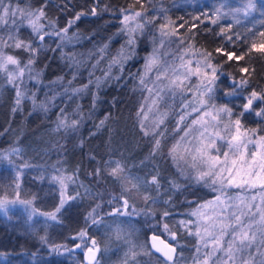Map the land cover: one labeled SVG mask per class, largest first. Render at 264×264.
<instances>
[{
    "label": "trees",
    "instance_id": "1",
    "mask_svg": "<svg viewBox=\"0 0 264 264\" xmlns=\"http://www.w3.org/2000/svg\"><path fill=\"white\" fill-rule=\"evenodd\" d=\"M190 1L195 0H47V15L58 28L65 27L78 13L84 15L74 21L69 31L70 36L75 34L71 43L65 42L57 48L58 38L47 37L44 49L31 65L33 78L26 86L19 84L24 94L19 106L16 105L17 87L0 72V154L4 155L0 159V182L5 198L17 202L32 200L31 207H35L37 213L54 211L59 204L60 190L52 180L55 175L72 177L74 182L67 184V195L78 194V197L58 214L67 224L63 229L66 230L64 239L57 241H50V234L46 233L56 222L38 214L30 218L31 207L29 210L19 202L10 205L6 216L0 220V264H84L82 252L75 263L61 258L57 252L76 245L78 233L86 224L90 228L89 235L102 243L100 224L92 226L85 220L97 204L101 206L97 211L104 222L120 218L104 215L117 206L113 197L121 195L120 182L107 171L95 174L109 160L121 161L125 174L140 184L139 193L133 191L127 195L132 201L131 195L137 194L143 204L135 215L122 218L143 228L142 238L157 264H163L164 260L150 250L148 236L152 233L178 248L175 264L194 261L198 237L190 224L191 214L199 205L214 200L221 193L204 181L197 182L195 177L184 175L167 153L183 135L185 125L191 124L200 113L191 111V107H181L183 98L191 99L193 92L182 98L175 94L172 97L175 105L167 106V118L159 129L165 131L164 155H149L153 138L144 135L141 118L137 115L148 97L140 79L146 57L161 39L160 25H164L165 32L174 33V40L182 41L196 55L212 54L211 62L219 66L213 102L226 105L238 114L249 91L264 89V52L259 50L264 48L261 36L264 0H251L252 7L249 0H242L248 6V16L238 22L218 12L220 4L227 0H201L195 6H191ZM11 3L12 7L20 9L45 6V0H11ZM93 8L95 15L91 14ZM122 9L145 12V19L152 21L143 34L136 33L132 46H127L128 33L121 31L125 14ZM162 9L165 11L161 12ZM15 19L19 21L20 15ZM10 26L11 19L0 25V36L6 39ZM19 36L27 42L32 39L31 30L23 26ZM253 43L255 48L250 47ZM122 46L131 58L123 65L112 64ZM4 52L21 64L27 63L29 54L23 49L5 47ZM241 67L247 71H239ZM105 73L109 74L107 78ZM97 78H101L99 88L95 86ZM241 78L250 79L251 84L238 87L235 95H225L232 91L231 80L238 82ZM144 79L150 88V78L145 76ZM90 80L93 83H89ZM84 85L88 87L83 88ZM77 88L82 90L74 92ZM189 103L197 105L192 100ZM260 106L264 105L257 104V109ZM61 109L69 120L82 117L75 130L57 129ZM184 112L191 114L177 132V121ZM242 124L264 135V120L253 112L245 113ZM153 175L159 178L158 188L145 183ZM144 196L150 199L145 202ZM76 209L79 222L73 218L63 219L70 210ZM43 221L48 224L47 230L42 229ZM164 224L175 233V238L167 235ZM79 243L84 245L81 240ZM51 250L56 253H50Z\"/></svg>",
    "mask_w": 264,
    "mask_h": 264
},
{
    "label": "snow or ice",
    "instance_id": "2",
    "mask_svg": "<svg viewBox=\"0 0 264 264\" xmlns=\"http://www.w3.org/2000/svg\"><path fill=\"white\" fill-rule=\"evenodd\" d=\"M139 2V0H137ZM47 0H45V6L39 8L26 7L20 9L19 7H12L11 0H0V25H3L8 19H11V26L8 28L7 38L0 36V72L6 74L8 82L17 87V99L16 105L19 106L23 93L19 89V84L23 83V77L25 73H28V78L32 79L31 65L34 63L36 55L42 51L46 44V37L51 38L55 36L58 38L57 48L64 45L65 42L71 43L74 35L70 36L69 31L74 21L79 20L84 13H78L73 20L68 21V24L63 28H58L55 21L49 19L46 11ZM251 0H249V7H252ZM142 7V6H141ZM125 13L122 21L121 31H126L129 35L127 46H132L135 43L136 33L143 34L145 27L152 23L151 20L145 19L146 13L142 11H136L134 9H122ZM165 10H161L163 12ZM17 14L21 19L18 21L15 19ZM91 14H96V9H91ZM238 22V21H237ZM23 26H27L32 33V39L25 42L19 36V29ZM164 25H160L161 31V44L164 43L163 37L173 35L174 33L165 32ZM264 37V33H261ZM229 39L231 37L229 36ZM5 47H11L16 49H23L28 52L27 63L21 64L20 60L13 55H9L4 52ZM122 46L121 51L116 58H113L112 64H121L130 59L131 56L124 52ZM255 48L256 44L253 43L250 46ZM107 48V45H105ZM51 50V49H49ZM223 49H217L216 51H222ZM264 52V48L259 49ZM103 51V49H101ZM203 59L196 61L195 67H189L192 62L189 60L187 65L183 63V56L180 59L182 61L181 67L185 68L182 74H177L175 67H171L173 77L168 78V82L157 88V95L151 100L152 105L158 104L163 100V96L159 95L164 89H168L170 94H175L177 90L183 92L188 87L184 81L188 80L192 76L198 78V83L195 85V90L200 97L197 101V105L183 104L182 108L191 107V111L198 112L200 115L198 118L193 119L191 124L185 125L183 135L176 141L169 149L168 155L174 160L181 159L188 162L190 157V167L196 170L195 179L197 182L204 181L208 186L212 187L214 191H218L221 194L216 196L215 201H208L204 205L200 206V209L192 213L193 216H197L203 221V235H201L200 227L196 229V235L201 237L204 248L208 249L211 245V249L200 254V248H197V256L194 257V264H252L254 257L250 249L254 243H258L261 247H264V135L259 136L258 139L254 138L256 129H247L242 124V117L247 112H253L256 117L264 120V106H260L258 109L257 104L264 105V89L251 90L246 96L245 102L241 105V111L238 114H234L233 110L229 107L217 105L214 103V92L216 81L219 79L218 69L219 66L213 65L211 62V53L201 54ZM228 55V53H225ZM238 58V57H237ZM99 62V61H98ZM159 56L157 50L153 49V54L146 57L144 65V74L141 76L140 84L151 94L153 89L147 88L144 77L157 69L154 84L161 81V77H167L169 68H165L162 72L159 71ZM9 65L15 66L9 68ZM111 67V65H109ZM205 69H211V75ZM239 71L244 72L247 69L241 67ZM109 76L105 73V78ZM120 77H116L119 79ZM19 82V83H18ZM93 83V81H89ZM101 78H97L95 86L100 87ZM251 84L250 79L241 78L238 82L235 80L232 82V91L225 93V95L237 94V88H243ZM87 88L88 85L82 86ZM82 89H74V92H80ZM206 97V98H205ZM41 107H44L41 105ZM45 110H47L45 108ZM148 111L151 112L152 108L149 107ZM190 112H184L179 116L177 121V128L175 131H181L179 125L186 120V117L190 115ZM140 117V127L145 136H152L153 144L149 155H164L163 138L165 131L159 130L160 126L165 123L167 118V112L159 114L157 119H154L149 130L144 121L148 117L144 114V109L141 107L137 113ZM208 117L209 119H205ZM226 118V119H225ZM82 119V117H81ZM81 119L69 120L68 115L65 114L64 109H61L58 116L57 129H72L75 130ZM104 121H101L103 124ZM199 125V127H196ZM209 129H212L210 131ZM159 130V131H158ZM189 136L193 137L192 141H188ZM187 141V144L183 148V155L178 154V148L182 142ZM249 145H254L253 149H249ZM260 149V151H257ZM4 158L3 154H0V159ZM11 163V161H9ZM114 165V166H113ZM107 171L108 175L121 184V195L113 197L116 201V207L105 212L104 215L108 217H122L132 216L136 214L135 205L129 202V193L135 191L139 193L140 184L133 182L126 174L125 166L119 160H109L104 164V168H98L96 175L101 172ZM52 180L59 184L61 198L59 204L51 212H39L35 207H31L32 200L21 199L18 202L31 207L29 217L33 215L45 216L48 220L57 221L58 214L61 213L67 205L76 200V196L67 195L65 199V189L68 183L74 182L73 178L64 175H55ZM138 180V178H137ZM146 184H153L157 188L159 185V178L157 175H153L150 181H145ZM257 183L262 190L260 195L262 197L260 205L247 201L242 196L232 197L226 192L228 188L243 189L245 187L255 188ZM17 187H19L17 185ZM226 197V199H222ZM144 200H149V196H144ZM256 197L251 198L255 201ZM239 201L236 203L235 201ZM16 201H8L7 199H0V208H4L8 203H15ZM154 202V201H153ZM109 204H112V200H109ZM101 206L97 204L96 208H93L91 212L85 217L86 222L90 221L92 226L103 224V217L97 211ZM211 208V214L206 213L203 209ZM219 209V210H217ZM167 215V212L164 213ZM257 216L259 220L257 221ZM183 223V222H182ZM218 230V231H217ZM90 228L87 226L78 233V238L83 242L86 251L89 254V264H99L96 253L100 251L98 242L91 235H89ZM115 234L117 239L124 237L123 229L119 224L115 227ZM259 234V240L257 241V235ZM173 238H175L173 236ZM157 237H153V240ZM131 243V242H130ZM163 244V242L161 241ZM81 243H77L76 247L80 248ZM134 247V246H133ZM155 247L156 251L164 257L163 264H175L174 253L175 248L169 245L163 247ZM216 253H220L216 255ZM134 254V253H133ZM261 257H264V253H260ZM259 264H264V258L259 261Z\"/></svg>",
    "mask_w": 264,
    "mask_h": 264
},
{
    "label": "rangeland",
    "instance_id": "3",
    "mask_svg": "<svg viewBox=\"0 0 264 264\" xmlns=\"http://www.w3.org/2000/svg\"><path fill=\"white\" fill-rule=\"evenodd\" d=\"M191 6H195L197 3L201 2V0H195V1H190ZM240 2V3H238ZM246 1L242 0H227L223 3L220 4L219 10L221 16H226V18H230L233 21H240L243 18L248 16V6L245 5ZM242 5H245L242 7ZM169 32V31H168ZM47 40V37H46ZM161 39L159 40L157 46L155 49L157 50V55L159 56V71H163L165 68H169V72L167 77H161V81L156 82L155 84L153 83L155 81V77L157 74V69H154L152 72L148 73V77L150 78V88L153 89V93L148 92V97L147 100L145 101L144 104V114L148 117L147 120H145L146 126H148L149 129H151V125L154 119H157L159 117V114L167 112L169 110V106H172V97L176 94L179 95L181 98L183 95L189 94L193 92V97L191 99H184L182 102L184 104H187L189 100H192L194 103H197L198 99L200 98L198 96L197 91L195 90V85L198 83V78L196 76L190 77L188 80H185L184 83L188 87H186L183 92L177 90L176 93L170 94L168 89H164L163 92H160L159 95L163 96V100L160 101L156 105L151 104V100L155 98L157 95V88L159 86H162L163 84H166L168 82V78L173 77V72L171 71V67H175L176 73L177 74H182L185 71V68L181 67V55L183 56V63L187 65V62L190 60L192 63L190 65H187L189 67H195L196 66V61L197 60H202L203 57L196 55L191 48H188V46H185L182 41H177L174 40L173 36H166L163 37L164 43L161 44ZM153 54V51L150 55ZM149 55V56H150ZM148 56V57H149ZM23 65V64H22ZM15 66H13L14 68ZM211 75V69H205ZM30 79L28 78V73L26 72L24 77H23V85L26 86ZM21 84V85H22ZM175 105V104H174ZM168 106V107H167ZM198 106V105H197ZM151 107L152 111L149 112L148 108ZM200 115V114H199ZM198 115V116H199ZM195 117L194 119L198 118ZM205 119H209L206 117ZM226 119V118H225ZM196 127H199L197 125ZM212 131V129H209ZM261 136L258 132L255 133L256 139ZM188 141H192L195 143L193 140L192 136H189L187 138ZM187 144V141L182 142L181 146L178 148V154L183 155V148ZM255 146L254 145H249V149H253ZM257 151H260V149H257ZM175 163L178 166V168L181 170V172L184 175H189L196 177V170L191 168L190 165V157H188V162L185 160L181 159H175ZM59 190L60 186L58 184ZM261 189L259 183H257L255 188H250V187H245L243 189H236V188H228L226 189V192L228 193L229 196L232 197H237V196H242L244 197L247 201L251 203H255L256 205H260L261 203ZM6 193H4V186L0 182V199H7L8 201H16L15 203H8L4 208H0V220L3 219L6 216L7 209L9 208L10 205L12 204H19L17 200H11L9 198H5ZM61 195V192H60ZM132 201L129 200L130 203H133L135 205V209H140V205L143 204L142 199H139L137 194L131 195ZM255 196L256 199L255 201H252L251 198ZM67 198V187L65 189V199ZM216 199V198H215ZM212 200V201H215ZM222 199H226V197H222ZM146 202V200H143ZM236 203H239V201H235ZM21 204V203H20ZM205 203L201 204L204 205ZM199 205L194 211H197L200 209ZM11 207V206H10ZM29 208V206H26ZM26 213L29 212L28 209H23ZM219 210V209H217ZM78 209L76 210H70L64 217L63 219H68V218H73L77 222H79V213ZM193 211V212H194ZM208 214H211L212 209L207 208L203 209ZM192 212V213H193ZM192 217V222L190 224L194 227L193 230L196 231L197 227H200L201 230V235H203V221L200 220L197 216ZM257 221L259 220V216H257ZM45 224L42 225V229L47 228V222L43 221ZM56 223L53 228H49L47 230V234H50V241H57V240H62L64 239V235L66 233V230H63L65 225L67 224V221H62V218L58 216V220L54 221ZM119 224L120 227L123 229L124 232V237L117 239L116 234H115V227L116 225ZM165 232L167 235L173 239V236H175V233L173 234L172 231L170 230L169 227H167L165 224L163 225ZM99 231L100 234L102 235V243L99 244L98 242V247L100 249L99 254V264H157L155 258L151 256L147 243L146 241L142 238L143 234V228L131 222L128 218H113L110 219L109 221L104 222L103 224L99 225ZM218 231V230H217ZM198 237V243H197V248H200V254L202 255L205 251H208L211 249V245H209V248L206 249L203 246V241L201 240L200 236ZM259 234L257 235V241L259 240ZM80 240V239H79ZM78 240V243H79ZM131 242V243H130ZM77 244V243H76ZM82 244V243H81ZM134 246V247H133ZM63 248V247H62ZM60 251L57 252L58 256L61 258L66 259L68 262L75 263L77 262V255L82 252L84 253L86 251V247L82 245L80 248H77L76 245L70 247V248H63L59 249ZM252 256L254 257V261L252 264H259V261L264 258L261 257L260 253H264V247H261L258 243H254L252 248L250 249ZM52 254H55V250H51ZM134 253V254H133ZM197 254V251H196ZM220 253H216V255H219ZM197 256V255H196ZM194 264V261L191 263Z\"/></svg>",
    "mask_w": 264,
    "mask_h": 264
},
{
    "label": "water",
    "instance_id": "4",
    "mask_svg": "<svg viewBox=\"0 0 264 264\" xmlns=\"http://www.w3.org/2000/svg\"><path fill=\"white\" fill-rule=\"evenodd\" d=\"M234 80H231V83L233 82ZM157 237V239L153 240V237ZM95 239V238H94ZM161 241L163 242V244L161 243ZM148 244H149V247H150V250L152 251L153 254L157 255L158 257H160L161 259L164 260V257L161 256V254L159 252L156 251L155 247H153V245H155L156 247H163L164 245H169L170 247L172 248H175V253H174V259H175V262L177 260V257H178V248L171 244L170 242H168L166 239H164L162 236L160 235H156V234H150L148 236ZM88 253L87 251H85L83 253V262L84 264H89V260H88ZM96 256H97V259L99 260V257H100V254L99 252L96 253Z\"/></svg>",
    "mask_w": 264,
    "mask_h": 264
}]
</instances>
